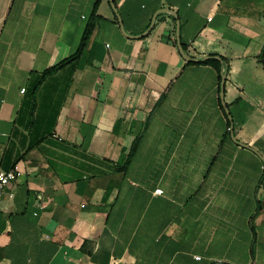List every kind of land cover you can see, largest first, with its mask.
<instances>
[{"label":"crops","instance_id":"0c3cea01","mask_svg":"<svg viewBox=\"0 0 264 264\" xmlns=\"http://www.w3.org/2000/svg\"><path fill=\"white\" fill-rule=\"evenodd\" d=\"M112 3L0 0V264H264V0Z\"/></svg>","mask_w":264,"mask_h":264},{"label":"trees","instance_id":"16d2710c","mask_svg":"<svg viewBox=\"0 0 264 264\" xmlns=\"http://www.w3.org/2000/svg\"><path fill=\"white\" fill-rule=\"evenodd\" d=\"M90 30H91V26H88L86 28L83 36H82L79 48H78L77 52L74 55H72L71 57L65 59L64 61H62L61 63L57 64L56 66L45 70L42 73L41 78H44L45 76H48V75H51V74L55 73L56 71H58L60 68H62L63 66H65L69 62H72V61L76 60L81 55V53L83 51L84 42H85ZM260 58L264 59V49L261 52ZM223 61L225 62V60H223ZM200 63H203V64H214L215 63V64H217V61L213 57H211V58H209L207 60L200 61ZM127 162H128V160H127Z\"/></svg>","mask_w":264,"mask_h":264},{"label":"water","instance_id":"95a60500","mask_svg":"<svg viewBox=\"0 0 264 264\" xmlns=\"http://www.w3.org/2000/svg\"><path fill=\"white\" fill-rule=\"evenodd\" d=\"M109 1H110V3H111V7L113 8L112 0H109ZM164 11H165V13H170L169 10H164ZM170 14H171V13H170ZM118 20H119V18H118ZM119 21H120V20H119ZM153 21H154V19L152 20V23L150 24L149 28L147 29V32H148V31L150 30V28L152 27V25H153ZM120 27H121V30H122V32H123V28H122L121 23H120ZM147 32H145V34H146ZM178 35H179V26H178V23H176V39H177V47H178V50H179L180 55H181L185 60H187V61L197 62V61H198L197 59H192V60H190V59H188V58L185 57L184 52H183L182 47H181V44H180V42H179ZM207 59H209V58H208V57H202L200 60H207ZM262 65H263V67H264V61H262ZM224 82H225V75H222V76H221V91H220V97H221V98H222V95H223V85H224ZM225 112L228 114V110H225ZM228 118L230 119L229 116H228Z\"/></svg>","mask_w":264,"mask_h":264},{"label":"built area","instance_id":"2783aa9c","mask_svg":"<svg viewBox=\"0 0 264 264\" xmlns=\"http://www.w3.org/2000/svg\"><path fill=\"white\" fill-rule=\"evenodd\" d=\"M21 92H24V89L21 90ZM16 179V174L13 171H9L7 173H0V208L2 203V196L4 189L11 184L12 181ZM163 192L161 189L155 190L156 195H161ZM40 200V198H37ZM195 259L199 260V257H195Z\"/></svg>","mask_w":264,"mask_h":264}]
</instances>
